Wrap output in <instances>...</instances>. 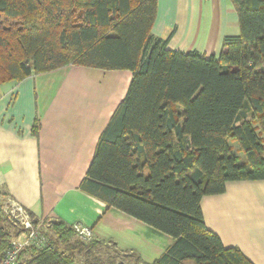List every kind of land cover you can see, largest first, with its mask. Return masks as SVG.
I'll return each instance as SVG.
<instances>
[{"label":"trees","instance_id":"16d2710c","mask_svg":"<svg viewBox=\"0 0 264 264\" xmlns=\"http://www.w3.org/2000/svg\"><path fill=\"white\" fill-rule=\"evenodd\" d=\"M231 1L239 35L201 55L150 32L156 0H0V84L67 65L131 72L79 188L173 239L147 262L54 221L41 229L49 246L19 264H253L206 228L199 203L228 181L264 180V0ZM5 222L0 211V258L18 234Z\"/></svg>","mask_w":264,"mask_h":264},{"label":"crops","instance_id":"0c3cea01","mask_svg":"<svg viewBox=\"0 0 264 264\" xmlns=\"http://www.w3.org/2000/svg\"><path fill=\"white\" fill-rule=\"evenodd\" d=\"M155 7L150 32L166 39L169 50L218 55L222 40L240 33L231 0H156ZM93 70L107 76L103 87ZM130 79L129 70L67 65L0 84V211L12 235H20V223L3 204L21 207L45 228L54 221L81 223L114 253L147 262L172 243L171 236L79 188ZM199 203L206 228L223 245L264 264V180L228 181L224 192Z\"/></svg>","mask_w":264,"mask_h":264},{"label":"built area","instance_id":"2783aa9c","mask_svg":"<svg viewBox=\"0 0 264 264\" xmlns=\"http://www.w3.org/2000/svg\"><path fill=\"white\" fill-rule=\"evenodd\" d=\"M15 209L23 215V219L15 218V222L19 221L20 227L23 230L19 236L10 239L7 247H5L6 249L2 257L0 258V264H19L17 259L23 249L29 247L42 248L49 246L47 237L43 234L44 232L41 231L45 225L37 224V226L33 227L29 215L19 206ZM71 226L79 239L86 242L92 238L93 234L90 227L82 225L81 223H72Z\"/></svg>","mask_w":264,"mask_h":264},{"label":"rangeland","instance_id":"374dc122","mask_svg":"<svg viewBox=\"0 0 264 264\" xmlns=\"http://www.w3.org/2000/svg\"><path fill=\"white\" fill-rule=\"evenodd\" d=\"M93 71H96V70H93ZM95 73H98L97 75L95 74L96 75L95 76L96 77V82L98 84H100V86L103 87L104 86V82L107 79V76H105L103 72H97L96 71ZM98 80L100 82H98ZM228 143L230 144V146L232 148L231 152L238 157L239 163H243L245 161V158H244V155L242 154V152L237 150V143L235 141H231V140H229ZM3 208L6 211L7 210H9V211L13 210V212H12L13 215L11 214L13 217L15 216V217H17L19 219H23V215L19 211H17L16 209H14V207H12L11 205H9V204L4 205L3 204ZM97 251L100 252V253H107V252L114 253L113 247L111 245H101V246H99L97 248ZM75 258H76V261H77L78 264H86L84 255H81V256L79 255V256H76ZM83 258H84V260H83Z\"/></svg>","mask_w":264,"mask_h":264}]
</instances>
